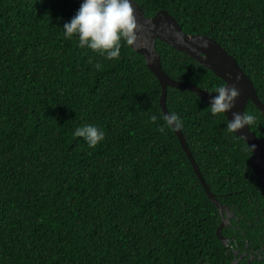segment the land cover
Returning a JSON list of instances; mask_svg holds the SVG:
<instances>
[{
    "label": "trees",
    "instance_id": "obj_1",
    "mask_svg": "<svg viewBox=\"0 0 264 264\" xmlns=\"http://www.w3.org/2000/svg\"><path fill=\"white\" fill-rule=\"evenodd\" d=\"M133 1L220 44L264 105V0ZM81 3L0 0V264H229L218 210L173 130L160 131L161 87L144 59L125 47L107 61L64 39ZM156 51L175 81L211 94L224 85L159 41ZM166 107L210 192L239 219L231 224L261 228L249 146L193 93L168 88ZM244 114L264 141L258 109L249 102ZM85 125L105 132L94 150L74 136Z\"/></svg>",
    "mask_w": 264,
    "mask_h": 264
},
{
    "label": "water",
    "instance_id": "obj_2",
    "mask_svg": "<svg viewBox=\"0 0 264 264\" xmlns=\"http://www.w3.org/2000/svg\"><path fill=\"white\" fill-rule=\"evenodd\" d=\"M132 4L138 25L136 33L138 43H146V47H134L132 50L144 58L148 70L154 75L161 87L159 103L165 117L170 116L166 107L168 88L193 93L208 107H211L210 102L215 97L212 96L214 94L208 93L200 88L170 79L162 71L159 55L155 50V44L157 41L168 45L199 63L203 68L209 70L217 78L223 81L224 85H228L229 87L235 86L238 89L240 96L235 102V107L225 114V118L228 122L232 121L233 115L244 114L245 108L249 102L258 109L264 118V105L260 102L257 96L254 84L238 66L235 59H233L220 46V44L205 36H190L184 34L176 20L165 11L158 12L152 18H145L142 10L134 2H132ZM203 44H207V48L201 47ZM173 132L175 133L188 161L192 165L194 173L201 183L208 199L216 207L221 216L223 212L228 213V209L218 202L215 196L210 192V189L202 177L200 170L194 161L193 155L188 148L182 131L173 130ZM235 136L249 146L252 152L250 166L256 177L257 183L260 187H264V141L260 140L254 133H252L250 128H245L241 132L235 133ZM253 147L255 148V151L252 150ZM227 221L228 220L222 221L216 232L217 238L224 246H227V242L222 237L221 230L225 226V223L227 224Z\"/></svg>",
    "mask_w": 264,
    "mask_h": 264
},
{
    "label": "clouds",
    "instance_id": "obj_3",
    "mask_svg": "<svg viewBox=\"0 0 264 264\" xmlns=\"http://www.w3.org/2000/svg\"><path fill=\"white\" fill-rule=\"evenodd\" d=\"M132 2L134 1L133 0H82L81 7L77 12L76 16L71 20L70 23H66L64 25L63 28L64 39L68 41H72L75 38L77 41V46L80 49H86L96 55H99L100 57L104 58L107 61L119 60V58L121 57V51L125 47L131 48V50L134 47L135 48L146 47V43L145 44L138 43V38L136 35L138 30V25H137L136 17L134 15ZM145 18H152V17H145ZM194 35H198V34H194ZM156 44H155V50H156ZM201 47L207 48V44H203L201 45ZM159 59H160V55H159ZM160 63H161V59H160ZM89 64L93 67L95 71H101L103 68L102 63L93 64V62L89 60ZM161 68H162V63H161ZM213 92L214 95L212 96H214L215 98L212 99L210 102L211 103L210 113L213 117H224L226 113L230 112L235 107V102L238 100L240 96V92L235 86L229 87L228 85H221L220 87H216L213 89ZM151 122L156 123L155 116L151 118ZM255 124H256V119L253 115L235 114L233 115L232 121L227 123V132L230 134H235L241 132L245 128L254 126ZM182 127H183V121L180 119V117L178 115L172 114L170 116L165 117V124L160 128V131L164 132L166 129L179 131ZM74 136L76 138L83 139V141L86 143L88 148L93 150L96 149L99 145H101L106 139L105 132L94 125H85L76 128L74 132ZM252 150L255 151V148L253 147ZM257 185L261 190L262 189L264 190V187H260L258 183ZM227 209H228V213L223 212L222 216L221 215L220 216L224 217L225 214H228V219H226L225 217L224 219L228 220L227 221L228 225H232L231 221H229V219L232 218L231 216L232 212L230 211L229 208ZM234 216L232 220L234 221L236 220L237 222L239 219L237 217L236 219H234ZM224 219L222 221H224ZM230 231L231 230H228V232Z\"/></svg>",
    "mask_w": 264,
    "mask_h": 264
},
{
    "label": "flooded vegetation",
    "instance_id": "obj_4",
    "mask_svg": "<svg viewBox=\"0 0 264 264\" xmlns=\"http://www.w3.org/2000/svg\"><path fill=\"white\" fill-rule=\"evenodd\" d=\"M226 207L228 208V206ZM230 211L232 218L229 221H232L234 211L232 209ZM224 217L228 219V214H225ZM224 217H221V221ZM234 219H236L235 216ZM257 220L259 221V219ZM223 229L231 230L227 232L228 237L223 236L227 242L225 248L229 249L232 255L229 264H264V225L261 228L256 227L257 231L255 232L254 229L249 230V233L244 228L233 227L226 223Z\"/></svg>",
    "mask_w": 264,
    "mask_h": 264
}]
</instances>
